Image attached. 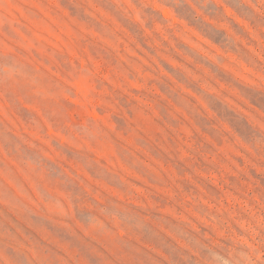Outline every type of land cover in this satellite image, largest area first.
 <instances>
[{
	"label": "clouds",
	"instance_id": "9594fccd",
	"mask_svg": "<svg viewBox=\"0 0 264 264\" xmlns=\"http://www.w3.org/2000/svg\"><path fill=\"white\" fill-rule=\"evenodd\" d=\"M186 2L196 17L225 31L230 44H235L237 51H232L230 45L214 43L179 15L176 6L180 0H139V3L137 0H115L116 7L139 25L156 49V55H152L134 38L132 42L149 63L138 67L131 59L119 61L113 65V77L120 80L116 84L96 70L95 60L103 58L93 56L89 47L85 52L87 62L79 59L66 61L71 64V70L65 71L56 59V51L48 48L41 39L44 29L67 28L78 20L67 14L61 0H0V217L8 219L6 213L10 214L49 244L56 245L64 253V256L57 257L59 264H90V260L79 249L51 237L46 228L35 224L31 219L35 213L57 217L65 222L66 227L74 225L83 236L95 241L104 250H92L102 257V264H144L137 253L145 250L166 264H180V261L184 264H264V190H254L259 182L249 173V167L264 173V110L254 105L233 83L227 82V88L221 94L213 85V82L220 83L218 75L196 59V56L205 58L226 73H231L235 81L248 88L264 90V23L261 22L264 19V0H240L239 6L249 11H237L229 0ZM210 3L218 5L223 12L215 15L206 12ZM149 8L159 13L164 22L150 15L146 11ZM87 14L104 23L105 31L98 32L95 27L80 20L79 25H86L88 36L96 33L93 39L116 52L120 43L117 31L125 27L106 9L99 18L93 13ZM53 18L57 23H53ZM233 22L247 33V38L233 27ZM108 24L112 25L111 29L107 28ZM6 26L14 35L5 31ZM76 39L79 41L82 37L77 34ZM200 40L210 47L201 46ZM179 43L187 45L196 56L189 55L178 46ZM241 45L247 50V57L240 53ZM174 56L181 57L184 63L177 64ZM161 60L181 70L187 80L198 84L202 91H194L187 83L180 82L164 68ZM105 64L107 66L106 61ZM188 64L194 65L196 71L187 67ZM129 69L135 73V79H129ZM165 78L171 82L172 90L180 94L179 103L157 86L156 82H163ZM81 82L88 86L87 96L78 87ZM98 82L104 83L98 86ZM137 82L148 94L143 101L129 93L132 84ZM116 90L136 100L139 105L135 117L129 118L135 128L128 136L118 131L112 120V115L117 112H122L125 117L128 115L127 110L119 104ZM207 95L220 98L242 114L259 134L251 139L242 137L217 115ZM148 96H158L159 100L144 102ZM229 98L235 99L239 108L231 104ZM159 101H165L170 106L169 116L172 119L183 118L185 123L179 128L173 127L161 115ZM21 106L33 111L38 119L33 118L25 123L19 114ZM197 111L215 120L217 129L226 134L222 145L197 125L193 118ZM146 112L150 115H146ZM155 120L163 121L165 127L179 139L176 151L181 160L194 163V154L199 153L205 161L219 166L220 177L225 183L227 174L246 175L249 182L247 191L242 193L243 198L226 196L227 203L220 201L217 207L204 199L206 193L199 184L196 186L204 195H188L182 189L177 192L175 189L180 188L177 181L182 178L175 169L171 166L166 168L162 161L152 155L150 147L136 143V130L151 136V131L145 125H154ZM154 126L156 131L164 132L163 128ZM194 133L211 144L215 152H201L203 144L196 146L192 140ZM113 135L131 145L135 152L146 159L122 156L112 140ZM54 142L84 150L97 158L98 153L110 152L114 161L111 166L109 160L99 159L105 160V165L109 166L107 171L119 176L126 189L110 183L104 172L93 174L89 171L90 165L67 161L64 152L57 150ZM25 146L32 151H26ZM234 155L245 160L243 167L233 159ZM221 156L229 163L221 164ZM62 161H67L70 167H65ZM50 162H55L59 167L53 168ZM193 171L213 183L212 177L217 175L216 172L205 173L199 168ZM152 173L157 176L166 174L171 184L160 187L151 183L149 176ZM129 178L140 181L145 187L132 183ZM187 179L196 183L191 176ZM150 189L165 194L179 204L182 211L177 212L174 207L161 208L151 199ZM129 204L142 209L147 215L134 216ZM204 206L227 213L228 219L218 220L210 210L205 211ZM82 209H87L88 215L80 219L78 210ZM157 211L161 213V218L153 217L152 213ZM168 216L177 223L163 219ZM8 222L15 231L0 228V264H19L18 255L26 256L28 264H56V260L47 254L46 248L38 240L26 234L11 219ZM147 222H151L175 245L172 252L179 256V260L164 246L158 247L143 240ZM200 225L211 231L202 233ZM130 240H135L139 246H129ZM9 249L17 255L10 254ZM151 264H160V261L151 259Z\"/></svg>",
	"mask_w": 264,
	"mask_h": 264
},
{
	"label": "rangeland",
	"instance_id": "374dc122",
	"mask_svg": "<svg viewBox=\"0 0 264 264\" xmlns=\"http://www.w3.org/2000/svg\"><path fill=\"white\" fill-rule=\"evenodd\" d=\"M61 3L65 7L68 15L72 16L73 18H77L82 22H85L90 26L95 27L98 32L105 31V24L88 15V12L93 13L96 18H99L106 9L112 12V14L115 15L120 23L125 27L122 29H118L117 31V35L120 37V43L116 48V52H113L106 46L100 45L97 40L93 39V37L96 36V33H93L92 36H88L86 34L87 26L79 25L78 20H74V22L70 23L67 28L61 26V28L59 29H56L54 27H48L44 29V35L41 36V39L46 42L48 48L54 49L56 51V59L63 65L65 71L71 70V64L66 63V61H75L79 59L81 62L86 63L87 57L85 55V52L89 47L93 56L97 58H103L102 60H95L96 70L109 79H113L114 83L119 84L120 80L113 77V65H117L119 61H123L125 59H131L134 63L137 64L138 67H144L147 65V63H149L148 58L132 42L134 38L148 52H150L152 55H156V49L151 46L150 38L144 35L143 30L139 27L138 24L132 22L130 19L123 15V13L116 7L115 0H61ZM137 3H139V0H137ZM229 3H231V5L235 7L237 11H249V9H247L246 7L242 9L239 6L240 0H229ZM146 11L150 15L157 16L161 22H164L163 17H160L159 13L153 12L151 8L146 9ZM176 11L192 26L204 32V34L212 39L214 43L221 46L230 45L232 51H237L236 45L230 44L226 32L216 29L214 26L206 24L202 18L196 17V13L186 2V0H180L179 5L176 6ZM206 12L215 15L216 13H222L223 9L219 8L215 3H210L208 5V8L206 9ZM108 19H110V17ZM261 22L264 23V19H261ZM53 23H57L54 18ZM149 26H151V22ZM233 27L241 35L247 38V33L239 25L233 22ZM107 28L111 29L112 25L108 24ZM5 31H8L10 35H14V33H12L7 26L5 27ZM24 31L27 32V29H24ZM30 34L31 33H29V35ZM77 34L82 37V39L79 41L76 39ZM196 39L199 40L200 38L196 37ZM200 43L203 47H210V45L203 40H200ZM178 46L187 51L189 55L196 56V54L190 48H188L187 45L179 43ZM239 51L242 55H245L246 57L248 56L247 50L244 49L242 45L239 46ZM117 53H119V56L117 55ZM36 55L39 56V53H37ZM173 59L177 62V64L184 63L182 58L179 56H174ZM196 59L200 64H204L205 67L210 68L212 72L218 75V77L220 78V83L213 82V85L218 89V91L221 92V94H224V89L227 88V82L233 83L236 87L241 89V91L251 100L254 105L259 107L261 110H264V90L248 88L235 81L231 73H226L224 70L212 64L205 58L196 56ZM105 61L107 62V66L105 64ZM161 63L163 64L164 68L173 76H175L180 82L187 83L188 86L191 87L194 91H202V89L199 88L198 84L189 82L186 75L181 70L175 68V66H172L167 61L161 60ZM124 67L127 68V65H125ZM187 67H189L193 71H196L194 65L188 64ZM128 71L129 79H135V73L131 69H129ZM198 74L202 75V73ZM103 83L104 82H98V86H102ZM156 83L161 91H163L177 103L180 102V94L172 90L170 81L165 78L163 82ZM78 87L82 92H84L85 96L88 95V86L85 83L81 82ZM109 88L111 90L110 85ZM129 93L130 95L134 94L136 99H140L142 101L144 100V96L148 95L143 90L142 86L138 84V82L132 84V87L129 89ZM116 95L117 99L119 100V104L125 110H127L128 115L127 117H125L122 112H117L112 115V120L116 124L117 130L124 133L125 136H128L135 128V124L132 123V120L129 118L135 117L136 111L139 110V105L136 100L131 99L128 95L121 93L119 90H116ZM206 98L208 99L210 106L217 113V115L221 119L227 121L242 137H244L245 139H251L253 136L259 134L257 130L253 129L248 124L247 119L243 117L242 114L229 107L220 98L214 95H207ZM153 100L158 101V96H148L147 100L144 102H151ZM229 102L235 107L239 108V105L236 103L235 99L229 98ZM193 103L195 102L193 101ZM72 107L75 108V105H73ZM158 108L161 115L164 116V118L168 120L169 123L173 125V127L179 128L185 123V121H183V118L175 120L169 116V112L171 111V109L167 102L159 101ZM19 114L25 121V123L30 122L33 118L38 119L33 111L23 108L22 106L20 107ZM146 115H150V113L146 112ZM193 118L196 120V123L201 128V130L211 136L217 144L222 145L224 143V136L226 134L221 133L217 129V127L215 126V120L208 119L206 115H200L199 111L194 114ZM154 125H158L160 128H163L164 132L161 133L159 131H156ZM154 125H145V127H147L149 131H151V136L146 134L144 131L137 129L136 143L150 147L152 155L155 156L158 160L162 161L166 168L167 166H171V168L175 169L177 175L182 178L177 181V183L180 185L179 189H175L177 192L182 189L183 193L188 195H195L197 197L200 195H204L203 193H201L200 188L196 186L197 184H199L205 190L206 195H204V199L208 200L211 204H216L217 207H219L220 201H224L225 203H227L225 199L226 196L228 198H231L232 195H236L243 198L242 193L247 191V184L249 182L246 175H244L243 173L239 175L227 174L225 177L227 183H225L224 180H222L220 177L219 166L210 164L209 162L205 161L199 153L194 154L196 157L194 163L188 160H181L179 158V153L176 151L177 146L180 144V141L176 137V135L170 129L165 127L163 121L155 120ZM165 136L167 137L166 139ZM13 139H16V137H13ZM112 140L122 156L127 155L130 159H136V157L139 156L141 160L146 159V157H144L139 152H135V149L131 145L126 144L116 136L113 135ZM192 140L195 142L197 147H200L201 144H203V147L200 149L201 152H215L213 146L204 142L203 138L199 134L194 133ZM129 141L131 142V137H129ZM54 146L57 148V150H61L64 152L67 157V161L90 165L89 171H91L93 174H96L97 172H104L105 178L108 179L110 183H112L114 186L121 187L122 190L126 189V186H124L120 181L119 176H114L113 173L107 171V167L109 166L105 165V160L103 159L109 160V164L111 166L114 161L111 160L110 152L98 153L97 158L91 153H88L84 150L76 149L69 145H61L59 142H54ZM25 148L26 151H32L27 149V146H25ZM134 152L135 155H133ZM233 159H235L241 167L245 165V160L242 157L234 155ZM67 161H62L61 163L64 164L65 167H70ZM219 161L221 164L229 163L223 156L219 157ZM50 163L53 168L59 167L55 162ZM190 163H192L191 167L189 166ZM194 168H199L205 173L216 172L217 175L212 177L214 183L206 179L204 176L196 175L193 171ZM232 168L233 172H235V167L232 166ZM70 170H72L73 172L75 171V169L71 168ZM168 170L171 171V169ZM249 173L256 181L259 182L254 190L257 192L264 190V173H259L256 171V169L251 167H249ZM188 176H191L193 180L196 181V183L194 184L190 180H188ZM129 179L132 183H136L140 187H145L140 181L134 180L132 178ZM149 179L151 183L156 184L160 187L171 184L168 176L164 173H161L159 176H157L155 173H152L149 176ZM79 190V186L77 185V191ZM141 191H143V189H141ZM149 191L151 192V199L161 208L174 207L177 212L182 211L180 205L175 201L169 199V197H167L165 194L158 192L155 189H150ZM104 195L107 196L106 193ZM128 207L131 211V214H133L134 216L140 217L147 215V213H145L142 209L137 208L134 205L129 204ZM204 208L205 211L210 210L212 214L215 215L220 221L228 219L227 213H221L217 211L216 208L208 209L207 206H204ZM86 215H88L87 209L78 210V218L83 219ZM152 215L154 218H161V213L158 211L153 212ZM6 216L8 217V219L0 217V228L9 229L14 232L15 229L12 228L11 224L8 222L9 219H11L15 223L19 224V226L24 229L26 234L38 240L41 245L46 248L47 254L52 259L56 260V264H59V260L57 259V257L64 256V253L59 248H57L56 245L49 244L48 241L42 239V237L38 233L34 232L26 225L21 224L19 221H16L15 217H11L10 214L6 213ZM31 219L35 224L46 228L48 233L51 234V237L58 239L63 243H68L71 248L79 249L82 254L87 255L90 260V264H102V257L93 253L92 250L96 249L98 252H103L104 250L100 248V246L95 241H92L90 238L83 236L82 233L75 229L74 225L72 227H66L65 222H62L59 218L48 217L47 215H42L40 213L33 214ZM163 219L168 220L172 224L177 223V221L173 220L170 216L163 217ZM200 227L202 233L211 231L209 228H205L203 225H200ZM233 227H236L237 231H239V228L235 224H233ZM143 240L146 243H154L158 247L164 246L166 250L170 252H172L175 247V245L167 237H165L163 233L159 232V230L151 222H147L144 227ZM225 243L229 242L225 241ZM128 244L129 246H139L135 240L128 241ZM9 252L14 256L17 255L15 252H13L12 249H9ZM172 254L177 260H179V256L175 252H172ZM105 255H107V253H105ZM137 256L139 259L144 260V264H151V259L160 261V264H166V262L160 260L159 257L155 256L154 254H149L146 250L141 253H137ZM17 259L19 261V264H28V258L24 255H18ZM180 264H184V262L180 261Z\"/></svg>",
	"mask_w": 264,
	"mask_h": 264
}]
</instances>
